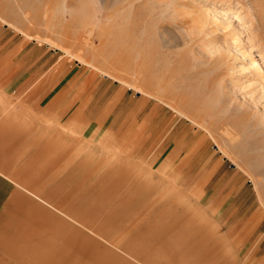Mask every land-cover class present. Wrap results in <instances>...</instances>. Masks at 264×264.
I'll list each match as a JSON object with an SVG mask.
<instances>
[{"label":"rangeland","instance_id":"rangeland-1","mask_svg":"<svg viewBox=\"0 0 264 264\" xmlns=\"http://www.w3.org/2000/svg\"><path fill=\"white\" fill-rule=\"evenodd\" d=\"M45 1L0 0V264H264V0Z\"/></svg>","mask_w":264,"mask_h":264},{"label":"bare ground","instance_id":"bare-ground-1","mask_svg":"<svg viewBox=\"0 0 264 264\" xmlns=\"http://www.w3.org/2000/svg\"><path fill=\"white\" fill-rule=\"evenodd\" d=\"M44 1H45V0H44ZM46 1H47V0H46ZM46 1H45V2H46ZM70 1H71V0H70ZM70 1H69V2H70ZM47 2L51 3L50 0L47 1ZM47 2H46V3H47ZM46 5H47V4H46ZM47 7H48V6H47ZM46 11H47V10H46ZM152 95H153V94H152ZM185 117H186V116H185ZM150 155H151V154H150ZM144 156H145V155H144ZM141 158H142V157H141ZM10 206H11V205H10ZM3 212H4V211H3ZM14 212H15V211H14ZM16 212H17V213H20V211H16ZM16 212H15V213H16ZM11 215H12V214H11ZM31 234H33V233H31ZM31 234H30V232H28L27 234H25V233L23 232V233H22V237H26L27 235H28V237H31V236H32ZM19 251H20V250H19ZM19 254H20V253H19Z\"/></svg>","mask_w":264,"mask_h":264}]
</instances>
